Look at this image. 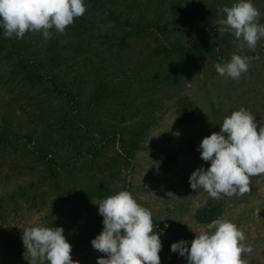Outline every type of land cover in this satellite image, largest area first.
I'll return each mask as SVG.
<instances>
[{
  "label": "rangeland",
  "instance_id": "374dc122",
  "mask_svg": "<svg viewBox=\"0 0 264 264\" xmlns=\"http://www.w3.org/2000/svg\"><path fill=\"white\" fill-rule=\"evenodd\" d=\"M127 1L129 0H119L120 5L110 6V9L115 8V11L121 12L123 17L129 14V9L125 7ZM170 1L172 2V0H164L167 3ZM173 1L179 3L185 10L183 14L164 10L165 13L160 23L165 25V28L169 26L167 37L172 41L181 39L188 42L198 34L215 41L217 48L214 53L203 55L193 63L185 65L170 83H162L154 87L150 98L153 102L151 112L156 122L129 167H122L118 178L113 179L110 185L112 193L109 196L122 190L129 191L142 207L151 211L153 223H164V227L160 224L154 225V230L159 233L162 243L159 253L160 264H187L186 257L171 251V245L174 242L185 240L189 242L190 247V242L195 235L207 230L206 226L209 224L197 221L196 213L211 206L220 208L216 219L229 220L244 232L245 240L242 243L252 247V252L243 256L247 264H264V175L251 177V191L243 196H225L220 200L211 198L202 188L197 191L193 190L189 183V177L194 170L201 166L205 169L210 166V161L205 162L201 159L198 146L203 138L211 135L212 132L220 131V124L225 117L244 107L254 115L257 131L264 126V38L257 42L255 51L247 47L241 50L237 46L239 41L231 31H218L217 21L226 16L220 9L225 6L231 7L238 0ZM136 2L135 6L138 8L146 5V0ZM86 3L88 6L92 5L89 0H86ZM252 3L261 13L260 23L264 24V0H252ZM157 4H159L157 0H150L148 7L152 9ZM86 17L94 21L95 32H109V28L113 27L111 21H102L104 14L99 10L94 11V16L90 11ZM50 31L51 38L58 35L55 29ZM69 34L65 39L60 38L59 45L65 48L60 53L62 63L56 68V72L59 75H65L67 80L76 77L77 71L81 72L84 55L94 57L92 48H104L103 46L100 48L97 43L93 42L89 51H84L85 47L82 45L74 50L77 38ZM153 36L142 40L131 37L128 39L130 45L127 48V54L119 57L112 56L107 53L108 50L104 49L111 67H124L125 72L120 74V78L125 74H132L135 69L145 74L166 68L167 64L164 61L160 63L159 57L152 59L153 55H149L152 48L158 44ZM21 40L41 54L46 52L43 48L50 41V39L43 38L42 32L36 31L26 32ZM80 52L82 53L79 54ZM233 53L253 57L248 72L242 74L237 80L221 77L215 70L217 63L228 62ZM11 67L12 64L8 61L0 63V126L2 125L1 115L9 113L7 117L10 116L12 123L18 124L21 129L23 127L25 130H30L33 127H39L42 125L39 119L36 118L35 123L37 124H34L32 117H29L35 104L32 105L27 97L31 96L34 91L21 85H14L8 76ZM90 78H92L90 75L87 76L89 82ZM137 88L138 86L134 87L133 91L136 92V103L141 106L143 102H148L149 97L140 94ZM24 91L27 97L23 95ZM39 98L44 104L47 103L44 94ZM184 99L198 114L194 120L186 124L179 121L180 113L176 111L177 105ZM53 106L58 107L55 104ZM43 107L46 106L43 105ZM143 111L141 106V114ZM35 112L40 113V110L36 108ZM141 114L140 118H142ZM149 114L151 113H147ZM111 148L114 150L117 145ZM168 152H171L174 159L166 158ZM66 155H68V150L63 149L57 157L61 158ZM77 164H80V161ZM0 169L2 170L0 172V196L5 197L6 192L14 189L18 182L23 185L29 179L27 176H22L21 179L4 178V173L10 170L6 166ZM89 174L91 173L84 168L76 171V174L74 172L69 174L70 176L62 172L64 177L60 179L61 186L67 189L73 182L77 183L78 178L85 179L87 182ZM93 179L96 180L95 177ZM100 201L95 198L81 205L77 214L78 218L80 217L79 221L73 223L67 219L65 211H60L49 201H46L40 209H36V207L29 206L30 200L26 201L25 198L19 196L18 207L14 213L10 210L12 200L5 198L3 208H0V236L23 234L26 228L33 226L50 227L49 218L55 214L64 229L65 238L70 239L72 259L78 261L79 264H97V258L101 256L106 258L107 254L80 245L79 236L84 230L85 218L95 213L99 214L97 203ZM61 203L65 208L68 205L65 201ZM100 216L103 218L102 215ZM28 259L29 256L22 264H29Z\"/></svg>",
  "mask_w": 264,
  "mask_h": 264
},
{
  "label": "trees",
  "instance_id": "16d2710c",
  "mask_svg": "<svg viewBox=\"0 0 264 264\" xmlns=\"http://www.w3.org/2000/svg\"><path fill=\"white\" fill-rule=\"evenodd\" d=\"M89 1L91 6L83 0L86 12L74 19L73 26H67L63 34L57 32L59 37L50 38L43 54L34 51L21 39L4 38L0 29V63L8 61L12 64L8 76L15 86L21 85L34 91L29 97L25 91L23 95L31 100L32 105L35 104L32 114H29L32 123L37 124L35 120L38 118L42 124L25 130L12 123L11 117H7L9 113L1 115L0 168L6 166L10 170L4 173V178L21 179L27 176L29 179L23 185L18 182L14 189L6 192L5 197L0 196V208H3L5 198L12 200L10 210L14 213L19 196L30 200L29 206L36 209L49 201L60 211H65L69 221L78 223V208L95 198H107L112 193L110 185L113 179L118 178L122 167H129L136 152L142 148L156 122L150 98L154 87L170 83L185 65L216 51V42L207 36L196 34L188 42L181 39L172 41L167 37L169 26L165 28L160 23L164 10L178 14H183L185 10L173 0L169 3L157 0L159 4L152 9L148 7L150 0H146L142 8L135 6L137 0H129L125 3L129 14L123 17L115 8L110 9V6H119V0ZM95 10L104 14L103 22H112L109 32H95L94 21L86 17L90 11L94 16ZM69 33L77 38L74 50L82 45L84 51H89L93 42L104 48H92L94 57L84 55L81 72L77 71L76 77L67 80L65 75L56 72V68L62 63L60 53L65 48L59 45L60 38H67ZM152 36L158 44L149 55H153L152 59L159 57L160 63L164 61L167 64L166 68L145 74L135 69L132 74L120 78V74L125 72L124 67H111L104 49L119 57L127 54L128 39L131 37L142 40ZM89 75L92 77L90 82L87 80ZM137 86L140 94L149 97L148 102L141 104L142 114L133 91ZM43 94L46 104L39 98ZM54 104L58 107L55 108ZM36 108L40 113L35 112ZM176 111L180 113L179 121L184 124L198 116L185 99L177 105ZM115 145L117 148L113 150L111 146ZM63 149L68 150V155L57 157ZM173 157L171 152L167 153L166 158ZM78 161L80 164H77ZM82 168L91 173L87 182L78 178V182H73L67 189L61 186L62 172L71 175ZM61 201L68 203L66 208ZM219 210L218 206L207 207L198 211L195 217L200 223L208 224L216 219ZM52 218L48 223L51 228L62 227L55 214ZM83 223L80 245L92 249L91 240L102 231L103 218L95 213L86 217ZM153 224L164 227V223ZM0 237V264H22L28 257L22 233ZM66 240L70 243V239Z\"/></svg>",
  "mask_w": 264,
  "mask_h": 264
},
{
  "label": "clouds",
  "instance_id": "9594fccd",
  "mask_svg": "<svg viewBox=\"0 0 264 264\" xmlns=\"http://www.w3.org/2000/svg\"><path fill=\"white\" fill-rule=\"evenodd\" d=\"M220 11L226 16L217 21L218 31H231L241 50L255 51L264 38V24L252 0H238ZM85 12L83 0H0V29L4 38L22 39L26 32L36 31L48 40L50 30L63 34ZM252 59L233 53L228 62L217 63L215 70L221 77L237 80L248 72ZM198 148L201 159L211 163L207 169L201 166L191 173L190 187L195 191L202 188L213 199L243 196L251 191L250 178L264 175V126L257 131L254 115L244 107L225 117L220 131L203 138ZM97 204L104 227L91 244L107 254L98 257L97 264H160L162 243L149 209L126 190ZM206 227L195 235L190 247L188 241L180 240L172 243L171 251L186 257L187 264H247L243 256L252 247L242 243L245 234L236 224L217 218ZM22 242L29 264H79L71 257L72 246L62 227L26 228Z\"/></svg>",
  "mask_w": 264,
  "mask_h": 264
}]
</instances>
